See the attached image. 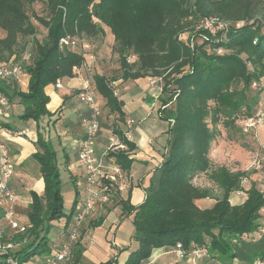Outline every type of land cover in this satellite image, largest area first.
I'll use <instances>...</instances> for the list:
<instances>
[{
    "label": "trees",
    "instance_id": "obj_1",
    "mask_svg": "<svg viewBox=\"0 0 264 264\" xmlns=\"http://www.w3.org/2000/svg\"><path fill=\"white\" fill-rule=\"evenodd\" d=\"M37 2L45 5V16L30 13ZM34 19L45 27L44 33H38ZM105 28L114 36L121 71L114 78L94 76L105 106L124 121L125 102L115 95L113 82L156 77L161 84L158 114L169 126L163 160L145 187L143 202L134 205L130 196L117 202L123 215H133L132 239L137 243L124 264H148L155 249L173 250L178 242L187 251L205 246L222 264L264 259V235L252 237L260 228L264 191L256 184L246 190L242 180L248 172L215 165L211 157L225 133L230 142L241 139L246 149L261 150L246 145L253 133L245 132L241 121L257 119L264 111L259 87H253L264 80V0H0V64L22 62L30 75L28 92L19 94L23 118L39 122L52 116L46 86L75 76L74 68L86 63L87 51L61 47L60 40L69 36L88 41L104 35ZM197 29L199 40L183 38ZM27 53L29 58L22 61ZM132 55L137 57L134 62L129 60ZM112 131L127 149L110 156L127 174L137 143L127 139L119 125ZM37 143L34 157L44 190L31 192L26 230L1 238L0 244L15 248L0 250V264H27L36 256L52 255L51 221L63 215L60 167L42 133ZM201 174L221 193L197 185L194 179ZM235 191L247 194L242 203L231 202ZM204 198L216 202L202 208L197 200ZM102 221L99 218L93 226ZM70 233L66 229L62 249ZM83 252L80 241L72 242L64 264H85ZM97 264L117 261L112 257Z\"/></svg>",
    "mask_w": 264,
    "mask_h": 264
},
{
    "label": "crops",
    "instance_id": "obj_2",
    "mask_svg": "<svg viewBox=\"0 0 264 264\" xmlns=\"http://www.w3.org/2000/svg\"><path fill=\"white\" fill-rule=\"evenodd\" d=\"M105 30L106 33H108V28H105ZM111 37L114 41V36L112 34ZM74 74L75 76L73 77H65L60 79V82L62 84L61 88L57 87L56 83H51L46 86V93L50 97V103L47 107L51 111L52 116H46L48 117V120H44L46 118L44 117L39 122L22 117L25 108L19 94L28 92L30 75L25 72L18 79H7L0 81V89L8 96V103L6 105H0V142H3L7 146L10 156L14 162V174L9 182V188L16 195L14 205L15 219L22 225H25L28 221L27 213L30 209V204L32 203L31 192L36 191L38 194H42L44 190V179L40 171V165L34 157V154L39 150V146L37 143L39 133H42L45 140L49 141V138L43 132L45 123L47 125L54 123V126L64 128L62 133H58L60 146H64L66 150V140H68L69 138L75 150L73 158H71L69 152L66 151V165L68 166V169L70 170L74 181L83 179L85 177V170L78 161V142L85 132V124L83 120L84 118H86V116H88L89 108L81 100L80 91L82 90L87 80H90L92 82L94 78L93 75L88 72V70L84 66L79 68V71ZM147 78L149 77L145 78V82L147 86L150 87V90L146 91L147 96H157V93H159L160 95L161 92H158L155 86L151 85L150 80ZM120 80L121 79L114 81L113 83L118 85ZM138 81L139 79L134 80L135 83H138ZM120 99H123L125 102V99L123 97H121ZM100 105L102 111V107L105 105V102L103 105L102 103H100ZM153 109H156L155 101L153 104ZM124 110L126 112L125 121L120 122V129L123 130L125 134H129L130 140H133L135 143H137V148L132 153L134 162L132 164L131 170H129V172L127 173L129 189L126 194L127 197L130 196L132 204L139 205L145 198V187L148 185L155 169L159 166V164H161L163 160V154L166 151L167 146H164V149L162 151L157 150V148L153 146V142L151 141L149 143L145 138L146 143H148L149 145L147 146L148 151L147 153H145L142 146V142L144 139L142 131L141 129H137V127L134 128V125H136L138 121L134 119L133 116L129 115L125 106ZM127 120H131L132 122H127ZM122 123H125L126 127L122 126ZM103 130L104 129L102 127L101 116V131L99 137L95 140V148L99 152L98 155L96 154L98 157H103L106 155V149L109 144L110 134L108 133L110 129L107 128V132L105 131L104 133ZM259 141L262 145L260 146L261 149H264V141H262L260 137ZM220 147L221 146H215L212 150V153H214L215 149H218ZM237 148L242 152L244 151L242 154L243 156L241 157L243 158V160L249 158L251 154L257 153V151L246 149L243 146H237ZM212 153L211 157L213 159ZM152 157H154L155 159H151ZM136 161H138L140 164L143 163V165L146 166L147 169V163L152 162L151 169L148 170V174H150L149 179L144 185H142L140 179H138L137 182L134 179V175L136 174L137 170V167L135 165ZM257 180L259 182H255V184L257 186H260L264 191V176H262L261 178L259 176ZM253 182L249 184L248 188L251 187ZM248 188L247 186H245V189ZM244 194H246L244 191H237L232 193L230 198L231 202L235 203V198L242 197ZM204 199L210 202L209 207L213 206L216 202V200L213 198ZM204 199L197 200V204L200 207L202 206L199 204V202L203 203ZM76 200L78 202V198ZM7 207V201L3 200L0 203V240L5 236H7V238H10L14 233L17 232L9 225L7 220L2 218V215ZM116 211L118 213L120 211L119 215H115ZM260 214V228L252 235L255 240L264 235V208L260 211ZM101 216L103 219L102 223L99 226L94 227L93 223ZM87 218V221H89L84 224L81 232L82 234L85 233V235L83 234L82 236L81 234L82 239L80 237L78 240L84 248L83 262H87L85 264H97L100 262H105L114 257L117 261V264H124L130 252L137 247V243L132 239L135 228L131 233L130 240L120 239V236H118L117 233L121 226L124 224L125 220H131V222L133 223V215H123L121 206L116 205L113 209H98L91 213ZM120 218L123 221L117 224L119 227L116 226V224H111L109 226V231H104V233L102 232V230L106 228L105 224L109 220L115 221L117 223ZM67 228L69 229L70 227L68 226ZM62 231H64V229L61 230V232ZM61 232L58 233L54 238H51V254L59 252L62 249V243L65 240L66 235H61ZM109 233H111L110 239L108 237ZM47 258L48 255L39 257L36 256L27 264H46ZM64 262L65 261L61 262L60 264H64ZM148 264L191 263L189 262V259L185 260V258L177 257L176 253L173 250L160 248L153 251L152 257ZM199 264H222V261L209 256L203 258ZM232 264H247V262L235 259Z\"/></svg>",
    "mask_w": 264,
    "mask_h": 264
},
{
    "label": "rangeland",
    "instance_id": "obj_3",
    "mask_svg": "<svg viewBox=\"0 0 264 264\" xmlns=\"http://www.w3.org/2000/svg\"><path fill=\"white\" fill-rule=\"evenodd\" d=\"M32 10H34L36 13H38L40 16H45L47 11L46 7L42 2H37L32 5V8L30 9V13H32ZM35 20V19H34ZM35 23L39 27L38 33L42 34L45 31V27L40 25L38 21L35 20ZM215 31V30H213ZM200 30H194L191 32L189 35L186 34L183 36L184 39H188V36L192 41L194 40H199L200 39ZM3 32L0 30V35H2ZM88 42L90 43V48L86 52V64L91 67V74L93 75V78L95 74H102L106 75L109 78H114L119 75L120 71V62H119V56L116 52L113 51L115 41H113V38L111 37V33L108 30V33H105L104 35L98 37V38H91L87 39ZM24 58L21 60L23 61ZM137 59L136 56H130L129 60L130 62H134ZM156 77H149L147 79L151 80ZM157 83L154 85L151 83V85H154L155 88L158 90V92H161V84L160 80L158 78ZM94 81V80H93ZM95 85V83H94ZM258 89L256 92L259 95V98L264 100V92L262 91L264 89V80L261 82H258ZM113 86L115 87V93L116 95L121 98L123 97L125 99V108L129 115L133 116L134 119L138 121L136 125H134V128L137 127V129H141L142 135H143V142L142 146L144 148L145 153H147L148 148L147 146L148 143L151 141L153 142V146L157 148V150L162 151L164 149V146H167V140L169 138L168 134V122L163 120L160 115L158 114V110L161 106V101H160V95L157 93V96L149 97L147 96V92L150 90V87L147 86L145 82V78H140L138 83H135L134 80H120L118 85L113 83ZM261 91L263 93H261ZM255 92V93H256ZM96 101L101 107L100 103L102 105L104 104L105 100L101 97V95L96 91ZM151 96V95H150ZM154 101L156 102V109H153V104ZM154 110V111H153ZM44 120H48V117H46ZM248 119L243 117L241 121V126L245 124V122ZM125 121V120H124ZM120 119L117 114L110 113L109 108H107L105 105L102 107V127H103V133L106 131L107 128L110 129V132H113V128H117L118 125H120ZM127 122H132L131 120H127ZM133 124V123H132ZM85 126V125H84ZM122 126H125V123H122ZM221 128L224 130V128L221 126ZM63 127H58L54 126V123H51L50 125H47L45 123L43 132L46 134V136L49 138L50 143L52 144L53 149L56 152V158L58 165L60 167V180H61V195L63 197V215L62 217L52 220L51 225L52 229L50 231V237L54 238L58 233L61 232V230L64 229V231L61 232V235L65 233L66 229L69 230L71 228V224L75 222V217H76V209L79 206V204L83 201V198H85V193L81 188H78L76 185V181L73 180V177L71 175L70 170L68 169V166L66 165V151L69 152V155L71 158L74 156V147L73 144L71 143V140L68 138L66 140V150L64 146H60V141L58 139V133H62ZM133 131V130H132ZM225 132V131H224ZM248 133H253L252 136H250L248 142H246L247 146H262L259 141V137L264 141V124L258 125L257 132L255 131H250ZM259 133V137H258ZM106 134V133H105ZM239 136V135H236ZM146 138V139H145ZM259 141V142H258ZM243 140L240 139L238 143L236 142H230L228 139H226V133L225 135L220 137L219 141L215 144V146H221L218 149L214 150L213 155V163L215 165H224L227 166L229 169L232 171H246L248 172L247 177H245L242 180L243 187L249 186L250 183L255 184V182H259L257 179L264 176V160H263V155H264V149H261L259 152L255 154H251L249 158L243 160L241 158L243 155V152L237 148V146H242ZM258 150V149H257ZM95 152L98 155V151L95 148ZM151 159H155L152 157ZM242 160V161H241ZM259 163L261 167L259 168ZM39 164V163H38ZM135 165L137 167L136 174L134 175V179L137 182L138 179L141 180L142 185H144L148 179L150 174H148V170L151 169L152 162H148V169L146 166L140 164L138 161L135 162ZM146 165V164H145ZM259 168V169H258ZM262 168V169H261ZM252 179V182H251ZM194 182L197 185L201 186H209L214 190L215 194H220L221 190L218 188L216 185H214L207 177L205 174H201L198 177L194 179ZM127 186L122 189V191H119L118 197L114 200V202L106 204L107 206L103 208L102 210L107 208L113 209L116 205L118 200L121 198L127 197V192H128V185L129 183L127 182ZM247 190V189H246ZM79 191V192H77ZM237 192V191H235ZM234 193V192H233ZM79 196V197H78ZM78 198V202L76 199ZM82 199V200H80ZM246 199V194H244L242 197H237L235 198L234 202L235 203H242ZM80 200V201H79ZM76 201V202H75ZM199 204L206 208L209 207L210 202L206 199L203 200L202 202H199ZM97 205V208H99ZM97 208L94 210L96 211ZM74 210V213L72 212ZM73 213L72 216L69 217V214ZM120 213V211H119ZM119 213L116 211L115 215H119ZM103 214V213H102ZM99 218H102L99 217ZM98 218V219H99ZM88 218L83 221V224L81 226V231L79 233V236L76 240L78 242L79 238L85 233H81L82 229L84 227V224L87 221ZM96 219V220H98ZM123 220L120 218V220L116 223L115 221L109 220L105 226L106 228L102 230L104 231H109V226L111 224H117L121 223ZM90 224V222H89ZM92 224V222H91ZM70 227L69 229L67 227ZM119 227V226H118ZM134 229V224L131 222V220H125L124 224L121 226V228L118 230V236H120V239H127L130 240L131 238V233ZM82 234V236H81ZM104 236V235H103ZM109 239L111 237V233H109ZM12 247V249H14ZM39 257V256H37ZM185 258V260L189 259L187 256L182 257ZM87 263V262H85ZM47 264V263H46Z\"/></svg>",
    "mask_w": 264,
    "mask_h": 264
},
{
    "label": "built area",
    "instance_id": "obj_4",
    "mask_svg": "<svg viewBox=\"0 0 264 264\" xmlns=\"http://www.w3.org/2000/svg\"><path fill=\"white\" fill-rule=\"evenodd\" d=\"M211 24L212 23L209 21L205 22L207 27H211ZM60 46L87 51L90 48V43L86 40H80L68 36L60 40ZM28 58L29 53L24 56V59ZM83 66L88 72L91 71V67L86 63ZM78 71L79 68L75 67L74 73ZM24 73L25 71L22 62H6L0 64V81L18 79ZM151 83L155 85L157 79L153 78ZM56 86L59 88L62 87L60 80H57ZM258 86L257 82L253 83L254 88ZM96 97L94 81L91 82L90 80H87L80 91V98L88 106L89 114L83 120L85 124V132L78 142V161L85 170V177L76 180V185L84 191L85 198L76 209L75 222L72 223L70 228V241L64 245L61 251L48 256L47 264H60L63 262L66 259L71 243L77 240L83 221H85L88 215L98 204L102 206L103 204L114 202L119 195L118 192L122 191V189L127 186L128 178L126 172L119 164H117L114 158L110 156L112 153L127 149V145L122 141L119 135L113 132L110 133L109 144L105 156L98 157L95 153V140L100 135L102 116V111L96 101ZM7 103L8 97L0 89V105H6ZM260 124H264V111L260 114L259 118L248 119L243 125V130L245 132H250L252 130L257 132L258 125ZM125 137L130 140L129 134H125ZM260 167L261 165L259 163V168ZM14 168V162L7 146L3 142H0V203L3 200H6L8 203V207L3 213L2 218L7 220L14 230L17 232H23L26 230L27 226L20 224L15 219L14 205L16 195L9 188V182L13 177ZM12 247L13 245L10 243L0 244V250L2 251H7ZM173 251L176 253L177 257L187 256L191 264H199L203 258L209 257L208 248L205 246L194 247L190 251H187L182 243L178 242ZM250 264H264V259H256Z\"/></svg>",
    "mask_w": 264,
    "mask_h": 264
}]
</instances>
